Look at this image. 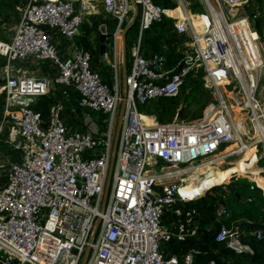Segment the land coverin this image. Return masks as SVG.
Masks as SVG:
<instances>
[{
    "label": "built area",
    "instance_id": "2783aa9c",
    "mask_svg": "<svg viewBox=\"0 0 264 264\" xmlns=\"http://www.w3.org/2000/svg\"><path fill=\"white\" fill-rule=\"evenodd\" d=\"M204 1L209 25L201 31L152 0H28L17 8L11 39L0 40V264H193L191 254L163 255L170 235H197L182 224L162 226L164 210L191 201L184 189L188 174L219 164L229 144L241 143L230 100L240 115L251 117L254 131V120L263 116L256 99L264 78L263 45L250 18L237 16L255 0ZM91 6L102 12H91ZM87 15L115 26L98 60L111 70L110 83L93 68L91 51L72 41ZM163 17L176 20V35L189 37L170 69L165 45L162 53L140 54L143 30ZM134 21L138 34L127 67L122 35ZM58 43L68 46L65 53ZM42 67L45 76L28 71ZM119 71H124L125 111L104 198L122 100ZM198 71L218 101L201 118L185 122L176 114L161 124L139 113L148 100L176 98L188 75ZM53 96L55 102L43 109L46 117L31 107ZM67 111L75 118L79 111L85 114L81 127L67 126ZM230 215L223 205L217 209L220 225L213 242L251 254L239 226L221 221ZM253 235L260 239L264 232Z\"/></svg>",
    "mask_w": 264,
    "mask_h": 264
},
{
    "label": "trees",
    "instance_id": "16d2710c",
    "mask_svg": "<svg viewBox=\"0 0 264 264\" xmlns=\"http://www.w3.org/2000/svg\"><path fill=\"white\" fill-rule=\"evenodd\" d=\"M259 4H264V0H255ZM28 0H0V29L1 26L6 24L15 23L19 15L17 8L24 6ZM152 2L166 10H174L177 8L178 4L176 0H152ZM190 13L183 14L181 9L172 12V16L179 18H188V20L193 23L194 19L201 22L198 14H202L204 8L199 0H193L190 4ZM16 18V19H15ZM197 18V19H196ZM15 19V20H14ZM176 20L168 17H163L158 23L152 24L148 29L143 30L140 42V54L144 57H148L155 53L163 52V45L169 50L166 53V68L170 69L174 65L178 64L179 60L182 58L183 53L173 50V47L178 42V35L175 34ZM106 25L107 32L111 33L114 30V24L107 20H95L92 22L90 28L82 35L77 36V41L86 47L91 48V41H89L86 36L91 33H98V28L100 25ZM264 17L258 16L252 24L253 30H255L259 38L262 40L264 34ZM138 34V23L133 22L132 26L126 33L125 38V62L128 67L129 57H130V46L132 41L137 37ZM85 35V36H84ZM0 39H3L0 31ZM3 41H8L3 39ZM95 47L89 49L92 53V60L97 62V67L99 72H104L105 67L102 64H98L99 55V39L96 37L94 39ZM3 59L0 57V66L3 65ZM97 70V69H96ZM202 74L198 71L196 76L189 74L186 78L184 85L181 87L179 95L173 99H151L138 106V111L140 114L145 116H153L158 123L165 124L173 120L174 116L178 114L179 118L182 115V110H178L176 103L180 100L181 94L187 88L189 94L198 93L197 89L202 90ZM192 78V79H191ZM197 86L199 88H197ZM1 102V97H0ZM211 104L210 99L205 100L199 108V111L192 114L189 121H194L202 117L203 110ZM47 109L42 111V115L46 117ZM147 120V118H146ZM181 120V119H180ZM150 123V122H149ZM239 150V149H235ZM242 150H249V147L244 146ZM250 152V150H249ZM251 158L250 155L246 154L244 157L245 161L237 162L236 170L230 175L234 176L236 174L240 175L243 164H249ZM261 165H264V161H260ZM229 177V178H230ZM228 178V179H229ZM226 179L225 181H227ZM264 191V180L253 181ZM199 181L194 182L195 187L191 188L185 185V191L187 193L186 197L191 201H186L184 203L171 204L167 206L164 210L161 225L164 227L175 228L178 225H184L185 228L189 230L195 229L197 231V236H183L178 237L175 235H170L167 241L162 244L161 250L165 257L176 256L181 259L186 254H191L193 259V264H264V237L257 239L253 233L258 231L264 232V212L250 221H241L239 227L242 233V240L244 243L248 244L251 249V254H236L228 248H216L210 245L213 242L214 235L218 230L219 223L217 222L216 211L221 205L228 206L229 199H234L235 204L231 206L235 213L238 211L237 207L238 201H246L247 198L241 199V195L238 193L237 188L239 186L245 187L248 190L257 193V197L260 198V209L264 211V198L261 194V189L256 187L254 184L249 183L245 178H239L236 181L231 180L228 186L224 184L213 186V188L204 190L202 193V188L197 187ZM252 188V189H251ZM223 189H228L230 193L225 194ZM262 191V192H263ZM206 192V193H205ZM205 195L203 196V194ZM264 194V192H263ZM200 197V198H199ZM198 198V199H197ZM249 205H257L254 203L252 198ZM180 211V214H176V211ZM234 218L233 214L228 218H224L222 222H228Z\"/></svg>",
    "mask_w": 264,
    "mask_h": 264
},
{
    "label": "rangeland",
    "instance_id": "374dc122",
    "mask_svg": "<svg viewBox=\"0 0 264 264\" xmlns=\"http://www.w3.org/2000/svg\"><path fill=\"white\" fill-rule=\"evenodd\" d=\"M192 1L193 0H181V2L183 4V8H185L188 13H190L189 8H190V4L192 3ZM199 2L202 4V6L204 8L203 13L198 14L199 18H201V22L194 19L191 26L196 28V30L201 31V30H203L205 24H207L206 27H208V25H209L208 24V18H205L206 16H202V15L208 14L207 13L208 7H207V4L204 0H199ZM177 3H178V1H177ZM211 4H212V6H214V8L218 9V7L216 6L215 3L211 2ZM91 9H92V7L90 8V10ZM224 14L226 15L225 12H224ZM191 15H194V14H191ZM237 16L238 17L248 16L250 18L252 24H253L254 21L256 20V17H258V16L264 17V4H259L258 1L250 2L248 5H246L243 8L238 10ZM89 18L90 17L88 15L86 17L84 25L81 26L80 29H78L80 34H84V32L86 31V30L84 31V27H86V25H89ZM226 19L228 21L231 20V18L228 19L227 17H226ZM15 24H16V21H15V23L6 24V25L1 26L0 31H1V36L3 39H5V40L11 39L13 32H14ZM98 36H99V34H96L94 32L89 34L88 36H86V38L91 37L93 39V41H92L93 44L91 45V48H89L90 50L95 47L94 39ZM262 38L263 39L262 40L260 39V40H261V44L263 45V49H264V34H263ZM3 39H0V40H3ZM187 41H189L188 34L184 37H178V42L173 47V50H175L177 52H184L185 51L184 44ZM92 66H93V68L98 70L96 61L93 60ZM42 68L38 71V74L46 75L47 71L45 72L44 71L45 68L44 69H42ZM31 69L35 70V68H31ZM101 75L106 82L110 83V81H111V78H110L111 77V70H109L107 68V69H105L104 72L101 73ZM122 76H123V73L121 71H119L118 82H119L120 88H121ZM202 80H203V78H202ZM203 82H204V80H203ZM203 82H202V90L197 89V91H199L198 93L196 92L195 94H189V90L186 88L184 90V92L181 94L180 100L176 103L177 109L182 110V115L180 116L181 121H185V122L189 121L190 116L192 114L198 112L202 103L207 99H210L211 104H213V105H216L218 103L217 97H216L217 96L216 92H214V90H210V89L205 88L203 86ZM222 83H224V81L220 82L219 85H221ZM225 87H226V90L229 91L230 88H228V86H225ZM197 88H199V87L197 86ZM263 91H264V78L261 79V81L259 82L257 92H256V99L258 100V102L260 104L263 116L261 118L254 120V122H253L254 125L261 126V127L263 126V123H264V92ZM227 94H228V92H227ZM223 95H224V92H223ZM224 97L226 100H228V98L225 95H224ZM235 99L238 100L237 98H235ZM229 103L234 106L233 111H232V115H233V117L236 116L234 119L237 118L236 120H234V122L235 123L241 122V123H243V125L245 122L246 129H245V132L243 133V135L241 134V135H239V137H237V139L238 140L240 139V141H241L240 144L236 145V143H231L227 146L225 152L229 151V149L231 150V148L234 151L232 153L229 152L225 158H222V160L220 161L219 164L214 165V168L219 165L216 168V170H211V166H210L209 168H207V170H201L200 172H202V174L200 172H199V174H196L195 180L199 181V183L197 184V187H201L202 191L208 190L211 185H214V186L221 185L224 182V180L228 179L230 177V175L233 173V171L236 170V167H237L236 163L239 161H242V162L245 161L244 160L245 155L246 154L250 155V153H251L250 162L252 164V167H255V169L258 173V176L264 180V165L260 164V161H262V160L264 161V129L262 131L254 132V130H253L254 128L252 127V124L249 123V120L251 117L247 116L246 114L240 115L238 113V109L236 108V104L231 100L229 101ZM47 104H48V99L43 98V99L36 100L34 103L31 104V107L35 110H37V109L43 110ZM260 132H262V133H260ZM254 134L261 137V140L257 139L256 135L254 136ZM244 146L249 147L250 152H249V150H245V151L242 150V148ZM235 149H239V150L237 151ZM239 178H245V180L247 182L254 184L256 187H259L254 182L249 181L248 178L242 177L238 174L231 176L227 181H225L224 185L228 186V184H230L232 179H234V181H236ZM190 186H191V188H194L195 184H192ZM212 188H213V186H211V189ZM261 190L263 191L262 188H261ZM223 191L225 192L226 195H228L230 193V191L228 189H223ZM237 191L241 195V199L251 197V198H253L254 203L258 204V206L257 205H251L252 203L250 205H248V204H246L245 201H242V204H241V202H239L238 207L240 206L239 210H240V212H242V214L239 216L235 215V218H238V217H240V219L251 218L252 213H255V215H257L259 212L260 213L263 212L260 209V206H261L260 198L257 197V193H255L254 191L248 190L247 188L242 187V186H239L237 188ZM262 191H261V194H262V197L264 198V194H263L264 191L263 192ZM187 200H190V199H187ZM229 203L230 204L228 206H225V205H223V206L226 207L229 210V212H232V214H233V213H235V211L233 208H231V206L234 205L236 202L234 199L231 198V199H229ZM249 207H250V209H249ZM237 210H238V208H237ZM246 212H248V213H246Z\"/></svg>",
    "mask_w": 264,
    "mask_h": 264
},
{
    "label": "water",
    "instance_id": "95a60500",
    "mask_svg": "<svg viewBox=\"0 0 264 264\" xmlns=\"http://www.w3.org/2000/svg\"><path fill=\"white\" fill-rule=\"evenodd\" d=\"M136 9V6H135ZM133 22L128 25V27L125 29L123 35H122V45H123V58L125 60V53H126V48H125V38H126V33L132 26ZM98 39H99V48H98V55L102 57L105 53L106 50V45L109 43V38H110V33L107 32V27L106 25H100L98 28ZM102 64L104 67H106V61L102 60ZM125 98H126V87L124 84V75L122 76V82H121V103L119 107V112H118V117H117V123H116V128L114 132V137H113V144H112V149H111V160L109 162V167H108V173H107V178H106V183H105V190H104V198L107 195L108 192V187H109V182H110V177L111 173L113 170V164H114V156L117 148V142L119 138V132L121 129V125L123 122L124 118V111H125ZM260 188V187H258ZM210 245L212 247L216 248H226L225 244H216L214 242H210ZM87 254V252H86Z\"/></svg>",
    "mask_w": 264,
    "mask_h": 264
},
{
    "label": "crops",
    "instance_id": "0c3cea01",
    "mask_svg": "<svg viewBox=\"0 0 264 264\" xmlns=\"http://www.w3.org/2000/svg\"><path fill=\"white\" fill-rule=\"evenodd\" d=\"M98 7H101V6H98ZM174 10H176V9H174ZM170 11H173V10H170ZM98 12H102V8L98 11ZM88 16V15H87ZM86 16V17H87ZM193 16H196V15H193ZM86 17H85V20H86ZM90 17V16H89ZM99 18V17H98ZM176 18V17H175ZM100 19H102V17H100ZM85 20H84V23H85ZM92 18L90 17L89 18V25H86V27H84V31L86 30H88L89 28H90V26H91V24H92ZM84 23H83V25H84ZM131 24V23H130ZM82 25V26H83ZM80 29V28H79ZM85 31V32H86ZM84 32V33H85ZM83 33V32H82ZM80 33H79V30L77 31V35L73 38V43L74 44H77V43H79V41H77V36L79 35ZM83 35V34H82ZM85 36V35H84ZM88 39H89V41H91V45L93 44L92 43V41H93V39L91 38V37H88ZM57 48L59 49V52H61V53H65L66 51H67V49H68V46H65L64 44H62V43H58L57 44ZM41 68H39V69H36V70H34V69H31V68H29V72L31 73V74H33V75H35V76H45V75H40V74H38V71L40 70ZM42 69H44V68H42ZM44 71L46 72V70L44 69ZM122 73H123V75H124V71H122ZM264 92V91H263ZM46 99H48V103L50 102H55V100H56V98H55V96H53L52 98H46ZM71 103H72V101H71ZM68 110H69V108H68ZM84 116H85V114L82 112V111H79L78 112V117H73L71 114H70V111H67V113H66V116H65V122H66V124H67V126L69 127V128H71V129H75V128H79V127H81L82 126V123H83V121H84ZM256 134H254V136H255ZM256 138L257 139H259V140H261V137H259V136H257L256 135ZM232 151V148H231V150L229 149V151L228 152H231ZM234 151V150H233ZM217 166V165H216ZM219 166V165H218ZM217 166V167H218ZM217 167H215L214 168V165H212L211 166V170H216V168ZM233 169V168H232ZM197 181V180H196ZM196 181H194V182H196ZM225 183V180H224V182L222 183V184H224ZM261 189V188H260ZM202 192H204V191H202ZM238 202H241V204H242V201H238ZM246 202V204H248L249 205V203L247 202V201H245ZM236 205V204H235ZM239 205V204H238ZM238 208V211L236 212V213H233V216H234V218L232 219V220H230V221H228V222H226V224L228 225V226H230V225H239V223L241 222V221H250L252 218H254V217H256V216H258V215H260V214H262L263 212H259L257 215H255V213H252V216H251V218H245V219H240V217H238V218H235V215L236 216H239V215H241L242 214V212H240V210H239V208H240V206L239 207H237ZM252 208V207H251ZM249 209H250V207H249ZM246 213H248V212H246ZM230 214L232 215V212H230ZM244 214V213H243ZM230 215V216H231ZM255 215V216H254ZM240 228V227H239ZM197 236V235H196Z\"/></svg>",
    "mask_w": 264,
    "mask_h": 264
},
{
    "label": "bare ground",
    "instance_id": "6f19581e",
    "mask_svg": "<svg viewBox=\"0 0 264 264\" xmlns=\"http://www.w3.org/2000/svg\"><path fill=\"white\" fill-rule=\"evenodd\" d=\"M87 6V5H86ZM92 7V9L90 10L91 12H98L100 9H101V7H98V6H91ZM178 9H181V8H178ZM177 8H176V10H178ZM182 10V9H181ZM175 10H173V11H171V13H169L170 15L172 14V12H174ZM182 12H183V14H186L183 10H182ZM199 16V15H198ZM202 16H205V15H202ZM177 18V17H176ZM205 18H207V17H205ZM178 19H181V20H186V19H188V18H179L178 17ZM222 82V81H221ZM218 86H219V83H218ZM233 111V108H232V110H231V112ZM236 112V111H235ZM236 117V116H235ZM235 117H233V118H235ZM237 119V118H236ZM236 119H234V120H236ZM259 124V123H258ZM235 126H236V128H237V130L240 132V135L242 134L243 135V133L245 132V127H244V125H243V123H241V122H237V123H235ZM264 129V123H263V126L261 127V126H257V125H255V131L254 132H257V131H262ZM260 133H262V132H260ZM238 137H239V135H238ZM227 152V153H226ZM224 154H228V151H226ZM252 168V169H251ZM201 171V170H200ZM200 171H195V172H193V173H190V174H188L187 175V177H185V180H187V182H186V186L187 187H190V185H192V184H194V181H196L195 180V178H196V174H199V172ZM201 174H202V172H200ZM191 175V176H190ZM190 176V177H189ZM240 176H242V177H246V178H248V180L249 181H251V182H253V181H260V177L258 176V173H257V171H256V169H255V167H252V164L251 163H249V164H243L242 165V169H241V171H240ZM203 193V192H202ZM189 199V198H188Z\"/></svg>",
    "mask_w": 264,
    "mask_h": 264
}]
</instances>
